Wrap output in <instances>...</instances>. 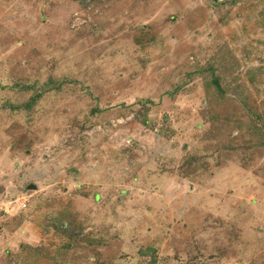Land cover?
Wrapping results in <instances>:
<instances>
[{
    "label": "rangeland",
    "instance_id": "1",
    "mask_svg": "<svg viewBox=\"0 0 264 264\" xmlns=\"http://www.w3.org/2000/svg\"><path fill=\"white\" fill-rule=\"evenodd\" d=\"M0 264H264V0H0Z\"/></svg>",
    "mask_w": 264,
    "mask_h": 264
},
{
    "label": "trees",
    "instance_id": "2",
    "mask_svg": "<svg viewBox=\"0 0 264 264\" xmlns=\"http://www.w3.org/2000/svg\"><path fill=\"white\" fill-rule=\"evenodd\" d=\"M214 83L216 84V82H214ZM34 101H35V100H32L31 103L34 102ZM29 106H30V104L26 105V107H29Z\"/></svg>",
    "mask_w": 264,
    "mask_h": 264
},
{
    "label": "built area",
    "instance_id": "3",
    "mask_svg": "<svg viewBox=\"0 0 264 264\" xmlns=\"http://www.w3.org/2000/svg\"><path fill=\"white\" fill-rule=\"evenodd\" d=\"M22 207H24V205H22Z\"/></svg>",
    "mask_w": 264,
    "mask_h": 264
},
{
    "label": "water",
    "instance_id": "4",
    "mask_svg": "<svg viewBox=\"0 0 264 264\" xmlns=\"http://www.w3.org/2000/svg\"><path fill=\"white\" fill-rule=\"evenodd\" d=\"M213 1H216V0H213Z\"/></svg>",
    "mask_w": 264,
    "mask_h": 264
}]
</instances>
